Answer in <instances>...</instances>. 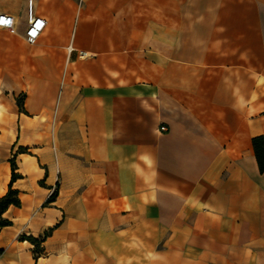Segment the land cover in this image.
I'll return each instance as SVG.
<instances>
[{
    "label": "crops",
    "instance_id": "obj_1",
    "mask_svg": "<svg viewBox=\"0 0 264 264\" xmlns=\"http://www.w3.org/2000/svg\"><path fill=\"white\" fill-rule=\"evenodd\" d=\"M0 14V264H264V0Z\"/></svg>",
    "mask_w": 264,
    "mask_h": 264
},
{
    "label": "trees",
    "instance_id": "obj_2",
    "mask_svg": "<svg viewBox=\"0 0 264 264\" xmlns=\"http://www.w3.org/2000/svg\"><path fill=\"white\" fill-rule=\"evenodd\" d=\"M255 157L258 163L260 172L264 171V141L262 138H255L252 141ZM14 173H12V179H15ZM19 198L17 191L11 190L9 187L8 192L0 198V228L10 225V223L3 218V213L9 206H19ZM28 241L34 242L33 239L28 238Z\"/></svg>",
    "mask_w": 264,
    "mask_h": 264
},
{
    "label": "built area",
    "instance_id": "obj_3",
    "mask_svg": "<svg viewBox=\"0 0 264 264\" xmlns=\"http://www.w3.org/2000/svg\"><path fill=\"white\" fill-rule=\"evenodd\" d=\"M44 28V20L39 17L32 16L31 13L28 18L27 27L24 32V40L27 44H34L39 38ZM0 29H4L10 33L15 32L14 18L8 14H0ZM84 55V54H82ZM160 131H166L165 126H161Z\"/></svg>",
    "mask_w": 264,
    "mask_h": 264
}]
</instances>
